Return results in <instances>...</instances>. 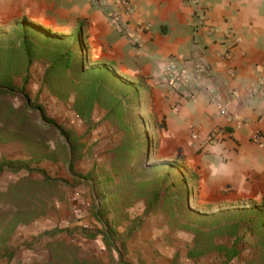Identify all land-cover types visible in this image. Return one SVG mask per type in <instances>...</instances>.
I'll list each match as a JSON object with an SVG mask.
<instances>
[{"label": "rangeland", "instance_id": "rangeland-1", "mask_svg": "<svg viewBox=\"0 0 264 264\" xmlns=\"http://www.w3.org/2000/svg\"><path fill=\"white\" fill-rule=\"evenodd\" d=\"M24 38L34 58L27 72L28 83L23 87L22 78L18 77L13 83L14 91L0 96V165H5L0 170V192L24 178L43 179L42 172L30 174L29 169L42 170L58 180L65 178L69 184L56 182L52 191L54 202L47 213L19 225L11 233L7 229L16 215L42 213L43 205L36 200L44 199L47 192L42 195L44 189L41 187L40 191L37 186L39 191L34 197L40 198L26 197L21 203L13 200L11 191L7 196L0 193V256L16 251L10 262L8 257H1L0 264L45 262L49 256L47 245L56 239L75 244L93 261L91 264H122L131 250L137 255L143 244L154 241L163 245L164 252L169 251L166 246L178 242L180 260L185 253L188 259H201L206 254V264H247L254 259L256 235L240 228L231 242L239 236V246L245 244L246 252L229 262L222 247L226 233L212 235V230L234 220L246 223L251 208L264 204L190 201L196 188L185 180L193 179V171L182 158L167 160L154 151V119L148 113L149 100L146 106V100L140 96L139 82H130L111 71L105 74V67L89 61L87 70L82 72L79 60L71 68L62 62L61 67L44 75L60 54L75 51L76 43L68 33H59L27 18L0 27V57L12 51L15 71L25 67ZM92 83L100 84L99 99L91 119L85 120L74 105L78 94L79 104L83 102V94L90 92ZM118 101L120 104L116 105ZM40 104L45 110L43 114L38 108ZM112 105L122 116L113 114L104 119ZM66 136L73 139L75 152ZM122 145L126 146L125 152H118ZM71 158L75 174L81 178L68 173ZM24 165L27 167H17ZM6 202L12 206L4 205ZM220 219H224L222 224H215ZM56 227L69 228L73 236L51 234ZM99 238L104 239V244L115 246L118 260H113L104 249V253L90 252L80 245L83 239Z\"/></svg>", "mask_w": 264, "mask_h": 264}, {"label": "crops", "instance_id": "crops-1", "mask_svg": "<svg viewBox=\"0 0 264 264\" xmlns=\"http://www.w3.org/2000/svg\"><path fill=\"white\" fill-rule=\"evenodd\" d=\"M117 1L0 0V27L27 18L68 33L76 54L139 82L154 119V151L182 158L193 171L190 201L264 204V144L256 139L264 136V0H200L201 7L192 0H126L131 15ZM115 10L127 33L111 18ZM170 63H201L207 73L173 88L163 79ZM80 245L118 260L103 238ZM142 247L122 264H206V254L180 260L178 242L165 252L159 241Z\"/></svg>", "mask_w": 264, "mask_h": 264}, {"label": "trees", "instance_id": "trees-1", "mask_svg": "<svg viewBox=\"0 0 264 264\" xmlns=\"http://www.w3.org/2000/svg\"><path fill=\"white\" fill-rule=\"evenodd\" d=\"M23 55H24V62H25V67L23 70L18 69L17 71L14 70L13 66V61L11 59L12 57V51H8L9 53L6 54V57H0V96L5 95L7 93L13 92V83L16 78L21 77L22 78V84L23 87H26V84L28 83V75L27 72L29 71V68L31 64L34 61L33 58V52L31 49L30 44L27 42L26 38L23 39ZM88 53L84 52L80 55L78 53L76 54L72 50H67L60 54L57 58V60H54L52 65L45 71L44 75H48L50 73L52 68L55 67H61L59 66L60 63L64 62L66 64L67 68H71L73 65H75V60H79L80 66L79 69L82 72H85L87 70L88 66V61L90 62L88 58ZM17 59H21V57H16ZM88 63V64H87ZM54 65V67H52ZM102 68V67H101ZM107 69V68H106ZM101 70V69H100ZM105 74H109L110 71L104 70ZM97 72V71H96ZM115 75V74H114ZM81 90V88H78ZM99 91H100V84L98 83H92L91 90L89 93H84L82 100L79 104V97L80 95L78 94V101L75 102L74 109L77 111L78 115L85 119V120H90L92 117V112L94 111L95 105L98 101L99 97ZM134 91H138L137 89ZM26 101L29 102L30 98L29 96H26ZM116 105L120 104V101L115 102ZM39 111L41 114L45 112L43 106L40 104L38 106ZM37 108V109H38ZM12 111H15L14 108H12ZM116 114L118 116H122L119 112V109L112 105V109L110 112L105 114L104 119H110L112 118V115ZM129 131H131V128H128ZM66 139L68 142L72 144V151L75 152V147L73 146V139H71L69 136H66ZM126 146L122 145L119 148H117L118 152H125ZM13 163V162H12ZM14 163H18V161H15ZM17 165V164H16ZM4 164L0 165V170L4 168ZM17 167H27V166H17ZM30 174L36 173V171H40L43 173V179L41 180H32L31 177L21 179L19 182L15 184H11L9 187V190L5 192H0L2 196H7L9 192L11 191L13 193V200L16 203H21L23 202V199L26 197H34L35 192L37 191H42L41 187L44 189L42 195L44 192H47V196L44 199H39L40 197H34L35 199H39L36 201H41L43 205V211L41 214L34 215V214H18L14 217V221L12 225L7 229L8 231L15 232L19 225L21 224H27L32 221H36L37 216H44L47 211L50 209V205L53 204L54 202V197L55 194L52 192L53 189L56 188V182L62 181L64 183L69 184L68 180L63 178L59 179L58 178H52L51 176L47 175L46 172H43L42 170H35V169H29ZM72 172V173H71ZM68 173L72 175L73 178H81L80 175L75 174L74 170V160L71 158L69 160V168H68ZM186 179V183H187ZM38 186L39 190L36 189ZM60 193V194H65ZM157 194L154 199L158 198ZM29 201V200H28ZM7 206H12L11 204H7V202L4 204ZM52 207V206H51ZM250 216L246 220V223H244L243 220H234L233 223H224L222 224L224 219H220L218 222L215 224H222L220 225L219 228L213 229L212 230V235L214 233L222 232L226 233L225 237L226 239L222 242V247L224 248V253L227 261L232 262L234 258H240L243 254V252H246L245 244L242 246H239L240 242L242 241V238L237 236L234 241L231 242V238L233 236H236L238 234V230L240 228H245L248 230V232H251L252 235H256L258 237L257 245L254 246L253 251H254V259L247 263V264H264V221L262 220V216L264 215V205L256 208H251L250 210ZM69 234L73 236V231H71L69 228H58L56 227L51 234L53 235H58V234ZM247 233L243 234V237L246 236ZM77 236V235H76ZM229 243H232V245H229ZM48 250H49V256L47 261L45 262H34L32 264H91L93 261L88 258V256L80 250L79 247H77L75 244L72 242L68 241L67 239L64 240H59L56 239L54 241H51L48 243ZM16 254V251H7L5 254L1 255V257H8L9 262L13 258V256ZM197 255V254H195ZM10 264V263H8Z\"/></svg>", "mask_w": 264, "mask_h": 264}, {"label": "built area", "instance_id": "built-area-1", "mask_svg": "<svg viewBox=\"0 0 264 264\" xmlns=\"http://www.w3.org/2000/svg\"><path fill=\"white\" fill-rule=\"evenodd\" d=\"M194 5L196 7H201L200 0H192ZM116 4H120L125 8V12L128 15H131L134 13V8L130 4V2L126 0H118ZM200 9V8H199ZM111 18L114 19L116 26L122 33H127V24L120 22L122 18V13L118 10H115L111 14ZM122 21V20H121ZM198 25L201 24V21L198 19ZM206 68L201 63H196L193 65L192 68L188 66H180L176 63H170L168 65L167 71L163 74L164 81L169 84L173 88H177L181 85L187 84L192 78H201L206 72ZM225 115L228 116L227 112L225 110L222 111ZM232 120L230 116H228ZM219 131V130H218ZM256 139L262 140L261 143L264 144V136H257Z\"/></svg>", "mask_w": 264, "mask_h": 264}]
</instances>
